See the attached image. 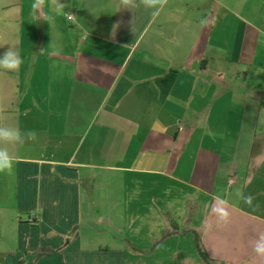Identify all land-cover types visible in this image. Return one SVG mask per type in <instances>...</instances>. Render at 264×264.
<instances>
[{"label":"crops","instance_id":"1","mask_svg":"<svg viewBox=\"0 0 264 264\" xmlns=\"http://www.w3.org/2000/svg\"><path fill=\"white\" fill-rule=\"evenodd\" d=\"M33 2L0 0V126L38 134L0 144V264H264V0Z\"/></svg>","mask_w":264,"mask_h":264},{"label":"clouds","instance_id":"2","mask_svg":"<svg viewBox=\"0 0 264 264\" xmlns=\"http://www.w3.org/2000/svg\"><path fill=\"white\" fill-rule=\"evenodd\" d=\"M145 6L152 8L156 13L163 10L167 0H142ZM123 5L127 7L134 6V0H122ZM46 4H50L52 9L56 12L62 11L65 7L62 0H34L31 5L32 15L37 20L48 22L53 20V16H40L37 13L43 9ZM23 58L19 52L10 46L2 55H0V69L16 72L23 64ZM38 134L35 131L29 130L21 132L20 129L15 127L0 126V144H25L29 141H35ZM259 159V158H258ZM14 158L9 152L7 147H0V173L11 172L13 170ZM251 197H246V202H251ZM221 215L226 216L227 213L223 210H219ZM257 254L264 255V235H261L254 243V249Z\"/></svg>","mask_w":264,"mask_h":264},{"label":"trees","instance_id":"3","mask_svg":"<svg viewBox=\"0 0 264 264\" xmlns=\"http://www.w3.org/2000/svg\"><path fill=\"white\" fill-rule=\"evenodd\" d=\"M172 225H173V228L175 229V223L174 222ZM169 233L170 232H166L165 235H168ZM195 245H196L198 255L204 264H215V261L211 259V257L209 256V254L205 250L200 237L197 234H195ZM47 252L49 253V251H47Z\"/></svg>","mask_w":264,"mask_h":264},{"label":"built area","instance_id":"4","mask_svg":"<svg viewBox=\"0 0 264 264\" xmlns=\"http://www.w3.org/2000/svg\"><path fill=\"white\" fill-rule=\"evenodd\" d=\"M74 19V17L72 15L68 16V20L72 21ZM231 183H233V181H231Z\"/></svg>","mask_w":264,"mask_h":264}]
</instances>
